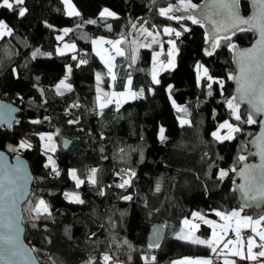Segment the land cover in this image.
<instances>
[{"label": "trees", "instance_id": "1", "mask_svg": "<svg viewBox=\"0 0 264 264\" xmlns=\"http://www.w3.org/2000/svg\"><path fill=\"white\" fill-rule=\"evenodd\" d=\"M177 1L72 0L79 15H68L63 0H25L19 6L28 9L24 17L0 8V19L13 30L0 39V97L21 110L12 128L0 127V148L25 156L35 175L23 219L25 240L42 264H105V255L111 257L107 264H173L186 255L211 254L206 245L177 238L184 218L195 211L214 220L221 219L217 211L238 208L249 210L254 218L264 215V206L241 205L234 189L236 170L251 159L248 141L259 122L247 123L251 115L245 105L239 104V121L227 106L235 96L229 78L235 74L231 46H248L256 34L253 30L230 34L209 56L203 21L194 24L187 17L160 15L161 8ZM203 1L192 0L198 5ZM240 3L242 13L249 15L251 3ZM104 9L115 15L101 16ZM165 27L181 35L176 36V65L163 70L157 84L152 79L154 50H172ZM64 28L66 40L73 35L78 49L59 54L58 37ZM159 31V42L150 43L147 33L157 36ZM92 36L121 38L124 55L112 51L115 81L94 52ZM198 63L205 65L212 81L198 80ZM68 66L72 88L61 93L56 86ZM98 76L108 94L128 92L131 77L132 91L142 89L144 95L119 103L103 95L101 101ZM171 96L185 111L176 108ZM101 103L106 106L101 108ZM180 116L189 123L181 124ZM225 121L240 131L220 141L213 133ZM161 127L164 140L158 136ZM44 133L53 134L56 171L42 151ZM22 143L31 147L21 148ZM73 168L84 181L79 187L69 173ZM92 169L96 184L88 179ZM221 170L227 172L223 178ZM131 172L135 175L130 186L118 187ZM67 192H79L84 202L69 201ZM40 200L48 211L37 214L32 209ZM157 224L164 225L165 236L150 247V232ZM195 233L208 240L212 231L202 224ZM215 260L219 263V258Z\"/></svg>", "mask_w": 264, "mask_h": 264}, {"label": "snow or ice", "instance_id": "2", "mask_svg": "<svg viewBox=\"0 0 264 264\" xmlns=\"http://www.w3.org/2000/svg\"><path fill=\"white\" fill-rule=\"evenodd\" d=\"M25 3V0H0V8H5L8 10H13L14 6H22ZM64 3L68 5L69 11L68 15H79L78 12L75 11L74 7L71 5V0H64ZM217 3H219L220 7L223 9H227L229 12L233 23L231 24V27L237 28L240 31H249L253 29H258L259 31V36L260 39L256 42V45L253 48L250 49H245L240 51L239 53V77H238V83H239V88L238 91L240 92V100H245L247 99L249 103L253 105V107L256 109L258 112H264V0H257V3L261 5V12L260 15L257 17L249 18V19H243L241 18L237 13L233 12V4L235 3V0H217ZM180 8H176L172 5H169L167 8H161L160 9V15L162 16H168L169 19H175V20H181L184 19L185 17L182 16H174V15H169L170 13H173L175 11H180L181 9L185 12H188L190 10H195L198 8V6L194 3H192V0H180ZM17 14L19 17H24L25 14L27 13L28 9L25 7H18L16 9ZM115 13L109 11L108 9H104L103 12L101 13V16H114ZM206 19H210L207 15L205 16ZM187 19L192 20L194 24L200 23V20L196 18L195 15H189L187 16ZM251 20H255L254 24H251ZM215 23V22H214ZM241 24H250V28L244 29L240 28L239 25ZM223 31L228 30V26L224 25H218L216 28V32L219 33ZM68 30L66 29L65 32ZM164 32L168 35L175 34V36L179 37L181 35L180 31H175L172 28H165ZM13 34L12 28L3 20H0V39H2L5 36H11ZM148 36H153V33L148 32ZM221 39L227 40V36H217V38L214 40L213 44L211 45L213 51L215 50L216 47L219 46V42ZM122 41L117 40V41H103L101 39L100 41H94V43H109L112 44L113 48H115L116 55L123 56L124 52L122 49L118 47V45ZM153 42H156L155 37H153ZM169 44L172 45L173 51L169 53V56H173L172 60H169L168 62V67H173L174 66V52L176 51V44L174 41H168ZM65 47H72L74 48V45H66ZM232 48H236L235 45L231 46ZM213 51H208L206 50V54L211 56L213 55ZM35 55V54H34ZM75 58V57H73ZM114 59V57H110L109 61H106L108 64L109 68V74L111 75V78L113 81H115L116 76L112 72L113 65L111 63V60ZM87 61H80V63H86ZM134 62V61H133ZM202 65H197V69L199 70L202 68ZM69 72H71V69L69 68ZM203 73L204 76L207 77L209 81H212L213 78L211 76H208V69L203 68ZM232 79L233 77H229ZM99 79V76H98ZM152 79L155 83H159L160 81L156 77V70L153 68L152 72ZM222 86L223 81L219 82ZM128 84V92H120L116 93L113 92L111 94L105 93L104 95L112 96V97H125L127 98H136L138 95H142L143 90L141 89L140 92H134L131 89V77L128 78L127 81ZM61 85L64 87H67L70 89V85H65L64 81H61ZM60 86H58L59 89ZM209 88H211V84L208 85ZM249 97H252V99H249ZM112 101L109 100L108 103H111ZM119 103V101H117ZM106 105L104 103L100 104V107L103 108ZM227 106L229 109L232 110V113L235 117V120L239 121L241 119V116L239 114V103L237 102V97H232V99L227 101ZM179 111H185V109H180L178 108ZM38 121H34L36 123ZM72 121H70L71 123ZM256 121L249 116L247 123L252 124L255 123ZM182 124H187L189 121L187 120H182ZM220 129H228V133L224 136H221L218 132L213 133L215 138L217 140L223 141V140H230L233 138V133L239 132L240 128L238 126H234L232 123H229L228 121H225L223 124H221ZM160 138L161 140H164V129L161 128L160 130ZM43 138V137H42ZM49 141H51L52 137L48 136L47 138ZM21 148L24 147H31V145H27L22 143L20 145ZM46 147H49V150L55 151L54 145H46ZM13 151H16V149H12ZM262 158H264V151H262ZM241 160L246 159L245 157H240ZM49 163L51 164L52 168L54 171H56V165L55 161L52 159L51 156L48 157ZM253 168L257 166H252ZM260 168V174H259V183L260 187L257 189V196H252V199H257L258 197H264V164L259 166ZM15 172L19 173L21 171L20 166L18 165L15 169ZM232 171H235V169H232ZM59 173L57 172V175ZM135 173L131 172L129 174V179H124L122 183L118 185V187L124 188L125 186H130L131 184V176H134ZM227 175V172L221 170L220 171V177L223 178L224 176ZM240 175L245 178L246 183L244 185H240L242 189L247 193L250 190V185L252 181L257 180V176L252 175L251 171L249 168H245V170L240 172ZM71 176L72 178L76 181V186L79 187L81 184L84 183L83 180H80L79 177L76 175L75 170L71 171ZM89 182L92 184H96V170L92 169L91 170V175L89 176ZM7 183L10 185H13L10 189H5V185L3 182H0V190H3V195L6 197H11L12 201V209L15 208L16 201L20 199L22 195V189L21 187L16 185V180L12 178L7 179ZM157 191H159V186H157ZM69 195L71 199L74 200V202L77 203H83L84 201L80 199L78 194H66ZM3 197H0L2 199ZM125 200H130L132 199L131 196H125L123 197ZM10 209V210H12ZM34 212L37 214H40L41 212H47V205L45 204L44 200H40L39 204L32 209ZM216 215L221 217L222 220L225 221L223 225H217L215 222L211 220L205 219L203 215L200 213H194L193 216L194 218L202 220L205 224L209 225L210 227L213 228V233H212V238L208 240H202L197 237H194L191 233L189 235H184L181 234L178 238L180 239H186L189 240L192 243H197V244H203L209 247L213 252H216L217 246L222 242L223 236L218 235L215 229L217 227L220 228L221 233H227L231 228L232 224L231 221L233 218L236 219V226H235V234L237 236V240H228L226 243H224V248L228 249L229 253L233 256L238 257L240 260H256L260 257H264V243L257 244L255 237H249L247 240V255H245V251L243 248V242L239 239L240 238V230H241V225L243 226H252V231L255 233L256 236L259 237V240L264 242V231H258L257 226L261 224L262 221H264V216L260 217L259 219L253 220L252 217H243L241 218L240 212L239 211H232L231 213L225 214L223 212H216ZM184 225L191 229L192 232L195 230H198L200 225L199 224H193L191 221L185 219L183 221ZM7 227L11 230L13 235H9L7 237L0 236V240H4V242L8 245H11L12 247L9 249L10 255L16 256L19 255V246L17 244L18 240V235H16L19 232V227L16 223L13 222L12 217H9V224ZM229 245H240L239 247H233L229 248ZM158 246V245H157ZM151 247V245H150ZM260 248L261 250L258 253L253 252V248ZM105 264L111 259L110 256L105 255L103 257ZM147 259V258H145ZM152 260L155 261V257H152ZM173 264H212L211 259H198V260H186V261H180V262H173ZM224 264H236L235 260H225Z\"/></svg>", "mask_w": 264, "mask_h": 264}, {"label": "water", "instance_id": "3", "mask_svg": "<svg viewBox=\"0 0 264 264\" xmlns=\"http://www.w3.org/2000/svg\"><path fill=\"white\" fill-rule=\"evenodd\" d=\"M251 3L250 14L245 15L241 11V3L240 0H235L233 4V12L237 13L243 19H249L253 17H257L261 12V5L257 3V0H248ZM200 7L194 13L195 16L198 17L199 20L204 22L205 29L207 34H209L212 38H217V36H230V34L236 33L239 31L237 28L231 27L233 23L232 18L227 11V9H223L220 7L217 0H205L201 4ZM210 17V19H206L205 16ZM215 22V23H214ZM255 20H251V24H254ZM218 25L228 26L227 31L221 30V32L217 33L216 28ZM240 28H250V24H241ZM256 34L252 43L248 46L244 47H236L233 51L234 57V68L235 74L233 75L234 82V95L237 97V102L246 106L250 115L254 120L259 122V128L257 133L251 137L248 141L250 147V160H246L241 163V166L236 170L234 189L237 195V198L241 205L250 208H262L264 206V197H258L257 199H252V196H257V189L260 187L259 183V174L260 168L259 166L264 164V158H262V151H264V112H258L253 107L251 103L248 102L247 99L240 100V92L238 91L239 83V53L242 50L253 48L256 45V42L260 39L258 29H253ZM252 99V97H249ZM21 110L20 106L17 103H14L8 99H2L0 97V127L1 128H12L15 123H17V119L19 117ZM65 146H69V141L66 139ZM20 166L21 171L19 173L15 172L14 169L17 166ZM252 166H257L253 168ZM245 168H249L252 175L257 176L256 181H252L250 185V190L246 193L244 189L240 187V185H244L246 183L245 178L240 175V172L245 170ZM12 178L16 180V185L21 187L22 195L19 200L16 201L15 208L12 209V201L11 197H6L3 195V190H0V236L7 237L9 235H13L11 230L7 227L9 224V217H12L14 223H16L19 227L17 244L19 246V255L12 256L10 255L9 249L12 247L4 242V240H0V264H42L39 258L37 257L35 251H33L31 245L25 240V225H24V208L23 205L29 200L33 183L35 179V175H33L31 165L28 160L22 154L12 156L8 152H5L0 148V182H3L5 185V189H10L13 185L7 183V179ZM12 209V210H10ZM165 227L163 224H157L152 227L150 232V236L148 242L150 245H157L163 241L165 236Z\"/></svg>", "mask_w": 264, "mask_h": 264}, {"label": "crops", "instance_id": "4", "mask_svg": "<svg viewBox=\"0 0 264 264\" xmlns=\"http://www.w3.org/2000/svg\"><path fill=\"white\" fill-rule=\"evenodd\" d=\"M98 38H100L98 41H100L101 39H103V41H117V40L121 41V38H111V37L109 38L107 36H100V37H97V38L95 37L93 39V50H94L95 53H97V55L99 56L100 60H102V62L106 65L107 68H108V64L106 63V61H109L110 57H114V59L111 60V63L113 65L112 72L114 73L116 63H115V55L112 54V51H114L115 48H113L112 44H109V43H94V41H97L96 39H98ZM65 41L68 44H72V43L76 44L75 42L66 40V38H65ZM58 43H59V40H58ZM61 47L62 48H60V49H61L62 53H59V54H67L68 52L72 53L74 51H77V49H78L77 44L75 45L76 48H72V47H65V44L61 43ZM118 47H120V44L118 45ZM107 48H108V51L110 52V54H108V52H106ZM57 50H58V46H57ZM153 68H155V70H156V77L158 79L159 75L163 72L162 65L161 64L159 65V63H156V62L153 61L152 72H153ZM71 70H72V67H71ZM108 71H109V68H108ZM66 72H67V69H66ZM124 93H127V92H124ZM114 99L117 100V101L119 100V102H123L125 99H127V96H125V97H114ZM232 211H234V210H232ZM232 211H227L225 214L231 213ZM235 211H239L240 212L241 218H243V217H252L253 220L259 219V218H254L249 210H246V209H243V208H238V209H235ZM192 216H193V214L190 217L184 218V220L185 219L189 220ZM262 216H264V215H262ZM262 216H260V217H262ZM210 220L215 222V224H217V225H223L225 223V221L222 220V219L214 220V219L210 218ZM231 224H232V228L227 233H221V230H220L219 227H217L215 229V231L217 232L218 235H222L223 236V240L217 246L216 252L211 251V254L207 255V256H203V255H196V256L195 255H186V256H184L182 258H179L178 261L180 262V261L198 260V259H211L213 261V259L219 258V263L220 264H224V261L226 259L227 260H235L236 264H264V257H260V258H258L256 260H248V259L240 260L238 257L231 255L229 253L228 249L224 248V243H226L228 240H237L238 239L236 234H235V226H236V219L235 218H233V220L231 221ZM257 228H258V231H264V221H262L261 224L259 226H257ZM182 229L193 233L191 229L187 228L186 226L184 227V223H183V228ZM242 230H247L248 233H249V237H255L257 244L264 243V242L259 240V237L256 236L255 233H253L252 226H243V225H241L240 238L239 239L243 242V248H244V251H245V255H247V242L243 241V239L241 237V231ZM195 231H197V230H195ZM211 231L213 233V228L212 227H211ZM211 238H212V234H211V236L208 239H211ZM248 238H247V240H248ZM239 246L240 245H235V246L234 245H229V248L239 247ZM260 250H261L260 248H256V247L253 248V252L254 253H258Z\"/></svg>", "mask_w": 264, "mask_h": 264}, {"label": "rangeland", "instance_id": "5", "mask_svg": "<svg viewBox=\"0 0 264 264\" xmlns=\"http://www.w3.org/2000/svg\"><path fill=\"white\" fill-rule=\"evenodd\" d=\"M63 1H64V0H63ZM192 3H193V2H192ZM64 4H65V3H64ZM194 4H196V2H195ZM71 5L74 7L75 11L78 12V10H76V8H75V6H74L72 0H71ZM170 5H172V6L176 7V8H180V7H181V5H180V0L177 1V2H175L174 4H170ZM196 5L198 6V8L200 7V5H198V4H196ZM168 6H169V5H166L165 7L167 8ZM198 8L195 9V10H190V11H188V12H185V11H183V10L181 9L180 11H175V12H173V13H170L169 15L182 16V17H185V18H186V17L189 16V15H194V13L196 12V10H198ZM65 9H66L67 12L69 11V8H68V5H67V4H65ZM109 11L115 13L114 11H112V10H110V9H109ZM185 18H184V19H185ZM196 18L198 19L197 16H196ZM0 20L5 21L3 18H1ZM198 20H199V19H198ZM5 22H6V21H5ZM165 28H169V27H165ZM65 30H66V29L64 28V29H62V31L59 33V37H58V39H59V43H58V50H57V53H62V52H61V49H60V48H62V47H61V43H64L65 46H66V45H72V44H73L74 46L76 45V44H74V43H72V44H68V43H66L65 38H66L68 32H65ZM157 33H158L157 36H156V35L151 36V38H150V39H151L150 43L153 42V37H155L156 42H159V39H158V38L161 37L162 32L159 31V32H157ZM163 34H166V33L163 31ZM206 37H207V40H206V43H205L204 48H205V50L213 51L211 45L213 44V42H214V40H215L216 38H212V37H210L209 34H207ZM99 39H100V38H98V39H96V40L98 41ZM60 42H61V43H60ZM153 43H154V42H153ZM74 48H76V47H74ZM216 48H217V47H216ZM216 48H215V49H216ZM172 51H173V49H172V50L170 49L169 53L172 52ZM106 52H108V54H110V52L108 51V48H107ZM162 53H163V47H160V48H158V49H155V50H154V53H153V55H152V61H154V62H156V63H159V65L161 64L163 70L173 68V67L176 65V60H175V58H176V55H175L176 52H174V66H173V67H168V62L165 63V62H163V60H161ZM172 59H173V56H170V60H172ZM161 61H162V62H161ZM198 65H202V66H203V67L200 68L199 70H198L197 67H196V70H197V78H198V80L201 81L202 78L206 77V76H204V73H203V68H206V67H205V65L202 64V63H198ZM69 68L71 69V67L68 66V68H67V72H66V74H65V77H64L61 81H64V84H65V85H70V86H71V82L69 81V77H70L69 75H70L71 72H69ZM208 76H209V71H208ZM101 84H102V79L99 78V79H98V85H99V90H100V92H101V95H100L101 97H100V99H101V101H103V99H104V96H103V95H104L108 90H107V87H104V86L101 85ZM58 86H60L59 89H58V91L61 92V93L68 92V91L72 88V86L70 87V89L67 88V87L62 86V85H61V82H59L58 85H57L56 87L58 88ZM139 92H140V91H139ZM142 95H144V91H143ZM142 95H141V96H142ZM120 99H121V98H120ZM171 100H172V103H174V105L176 106V108H179V107H180V104L176 103L172 96H171ZM118 101H119V100H118ZM182 120H187V121H189L188 118H183L182 116H180V117H179V122L181 123ZM181 124H182V123H181ZM161 128L164 129V137H166V136H165V128H164V127H161ZM161 128H160V130H161ZM219 130H220V129H218V131H216V132H218V133L220 134L221 132H220ZM216 132H215V133H216ZM227 133H228V132H223V133H221L220 135H221V136H224V135H226ZM50 135L52 136L53 134H45V133L42 134V137H43V138H42V142H43V144H42V151H43V153L46 154L47 163H49L48 157L51 156L52 159L55 161V165H57V163H56V153H55L54 151L49 150V147H46V145H54V147H55V141L53 140V137H52L51 141H49V140L47 139L48 136H50ZM160 135H161V133H160V131H159L158 136H160ZM49 164H50V163H49ZM50 165H51V164H50ZM72 170H75V169L73 168V169H71V170L69 171L70 176H71V171H72ZM75 172H76V170H75ZM76 175L78 176L77 173H76ZM71 178H72V176H71ZM72 179H73V178H72ZM73 180H74V179H73ZM74 193H75V194H78L79 197H80V199L82 200V196H81V194H80L79 192H74ZM66 194H73V193H69V192H67ZM66 197H67V199H68L69 201L74 202V200L71 199L69 195H66ZM195 213H200L201 215H203V216L205 217V219L210 220V218H209L206 214L204 215V214H202V213L199 212V211H195ZM189 221H191V223H193V224H199L200 227H201L202 224H205L202 220L197 219V218H194V216H192V217L189 219ZM184 227H185V225H184ZM200 227H199V229H200ZM195 232H196V231H195ZM195 232L191 233V232H188V231H186V230L183 229V230H179V231L177 232L176 235H177V238H178L181 234L189 235V234L191 233L194 237H197V238L202 239V240H206L205 237H203L202 235L197 234V233H195ZM179 239H180V238H179ZM182 240H186V239H182ZM188 241H189V240H188Z\"/></svg>", "mask_w": 264, "mask_h": 264}, {"label": "built area", "instance_id": "6", "mask_svg": "<svg viewBox=\"0 0 264 264\" xmlns=\"http://www.w3.org/2000/svg\"><path fill=\"white\" fill-rule=\"evenodd\" d=\"M19 6H14V10H16ZM176 31V30H175ZM92 38H94V36H92ZM171 41H174L176 42L177 38L175 36V34H172L171 37H170ZM73 35H69L68 37V40L69 41H73ZM114 54V53H113ZM161 60H163V62H169L170 60V56H169V50H165L163 51V54L161 56ZM241 237L243 239V241L247 242V238L249 237V233L247 230H243L242 233H241ZM212 264H219L215 259L212 261Z\"/></svg>", "mask_w": 264, "mask_h": 264}, {"label": "bare ground", "instance_id": "7", "mask_svg": "<svg viewBox=\"0 0 264 264\" xmlns=\"http://www.w3.org/2000/svg\"><path fill=\"white\" fill-rule=\"evenodd\" d=\"M243 231V230H242ZM242 231H241V233H242Z\"/></svg>", "mask_w": 264, "mask_h": 264}]
</instances>
